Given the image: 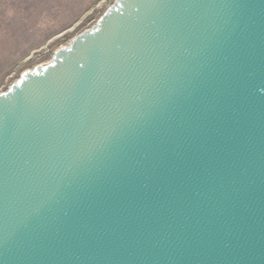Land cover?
I'll list each match as a JSON object with an SVG mask.
<instances>
[{
  "label": "water",
  "instance_id": "1",
  "mask_svg": "<svg viewBox=\"0 0 264 264\" xmlns=\"http://www.w3.org/2000/svg\"><path fill=\"white\" fill-rule=\"evenodd\" d=\"M0 92V264H264V0H116Z\"/></svg>",
  "mask_w": 264,
  "mask_h": 264
},
{
  "label": "rangeland",
  "instance_id": "2",
  "mask_svg": "<svg viewBox=\"0 0 264 264\" xmlns=\"http://www.w3.org/2000/svg\"><path fill=\"white\" fill-rule=\"evenodd\" d=\"M116 0H0V92L93 27Z\"/></svg>",
  "mask_w": 264,
  "mask_h": 264
}]
</instances>
